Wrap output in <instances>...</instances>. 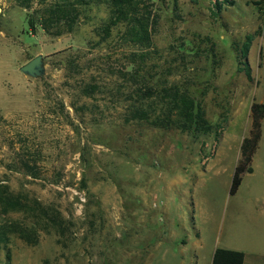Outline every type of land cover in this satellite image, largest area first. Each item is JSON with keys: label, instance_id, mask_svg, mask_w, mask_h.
<instances>
[{"label": "rangeland", "instance_id": "374dc122", "mask_svg": "<svg viewBox=\"0 0 264 264\" xmlns=\"http://www.w3.org/2000/svg\"><path fill=\"white\" fill-rule=\"evenodd\" d=\"M138 1L141 23L109 0L56 23L74 0H0V264H212L216 248L264 264V120L230 194L251 104L264 103V0ZM39 54L45 74L23 73ZM174 84L212 129L138 117L166 111Z\"/></svg>", "mask_w": 264, "mask_h": 264}, {"label": "trees", "instance_id": "16d2710c", "mask_svg": "<svg viewBox=\"0 0 264 264\" xmlns=\"http://www.w3.org/2000/svg\"><path fill=\"white\" fill-rule=\"evenodd\" d=\"M71 4L62 7L58 5L52 11V16L57 18L56 23L60 21L70 22L75 9L72 10L73 5L89 4L92 1L105 2L106 0H74ZM227 1V0H226ZM112 12L116 15V19H127L131 22L141 23L138 16V0H109ZM219 4L223 3L221 1ZM217 3V4H218ZM58 9V10H56ZM28 23L31 29H35L37 23L35 20L28 16ZM45 27V25H44ZM254 36L249 35L241 49L242 58H245L249 52V48ZM239 67L244 71L248 80H252V68L249 63L240 61ZM165 97L162 98L160 90H142L140 96L141 100H156L164 99V106L167 107L166 111H160L156 116L147 109L138 110V117L143 118L147 123L155 127L165 128H178L184 131H206L212 129L208 120L206 119L204 109L193 98L190 91L182 86L174 84L169 88H164ZM251 127L249 134L243 139L241 143V156L236 164L235 171L232 178L230 187V194H235L243 181V176L246 173L253 172V157L259 147L262 138V122L264 120V103L254 101L251 104ZM4 191H0V201L3 203L9 201L8 197L4 196ZM4 196V197H3ZM246 254L243 251L228 248H216L212 258V264H245Z\"/></svg>", "mask_w": 264, "mask_h": 264}, {"label": "water", "instance_id": "95a60500", "mask_svg": "<svg viewBox=\"0 0 264 264\" xmlns=\"http://www.w3.org/2000/svg\"><path fill=\"white\" fill-rule=\"evenodd\" d=\"M20 70L33 78L42 77L45 74L44 56L39 54L20 67Z\"/></svg>", "mask_w": 264, "mask_h": 264}, {"label": "crops", "instance_id": "0c3cea01", "mask_svg": "<svg viewBox=\"0 0 264 264\" xmlns=\"http://www.w3.org/2000/svg\"><path fill=\"white\" fill-rule=\"evenodd\" d=\"M246 256H247V254H246ZM256 256H259L260 258H262L264 255L262 253L258 252V253H256ZM245 264H248V260L247 259H245ZM253 264H260V262L254 261Z\"/></svg>", "mask_w": 264, "mask_h": 264}]
</instances>
